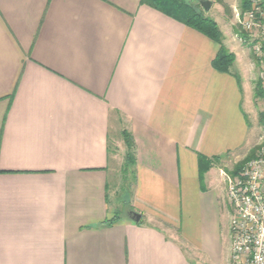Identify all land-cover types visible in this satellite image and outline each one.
Here are the masks:
<instances>
[{"label":"crops","instance_id":"0c3cea01","mask_svg":"<svg viewBox=\"0 0 264 264\" xmlns=\"http://www.w3.org/2000/svg\"><path fill=\"white\" fill-rule=\"evenodd\" d=\"M140 1L0 0V264H230L223 171L198 155L253 145L251 64L217 72L216 43Z\"/></svg>","mask_w":264,"mask_h":264},{"label":"rangeland","instance_id":"374dc122","mask_svg":"<svg viewBox=\"0 0 264 264\" xmlns=\"http://www.w3.org/2000/svg\"><path fill=\"white\" fill-rule=\"evenodd\" d=\"M190 4L193 5L195 8H197V2L195 0H189ZM209 1V0H208ZM218 1V0H217ZM222 4H219L218 2L209 1L210 7L207 11L203 10L201 8V11L203 12L204 17L212 19L214 22H218L220 26H222L221 31H229L230 33L235 34L233 38L237 40L238 44L242 46L244 49L242 53H240V48L234 50V60L232 70L236 74H238L241 78V81H245V75L247 68H249V64H251V75L252 81H251V88H252V99L250 98V90H247L245 87V95H244V102L246 103L249 99L251 100L250 103V110L251 113L247 110V120L249 128V138L253 139V145L250 147H246L241 151V158L239 160H235L231 157L223 159L222 161H217L212 164V167H217L223 171V178L225 180V171L231 172L233 167L244 160L248 154L251 151H254L253 157L248 159L244 164L247 162L257 158L260 156V152L262 147L264 146V128L261 123V117L260 115L264 112V95L261 97H255V88H259L263 93L264 89L261 86V83L259 81V61L253 54V51L251 49L250 37L248 36L251 34L252 36L258 35V30L254 29L252 32H247L243 29V27L240 25V22H244L247 17V13H250L253 11V9L259 5L260 8L263 6V2L260 0H248V7L244 11L241 10V0H221ZM264 1V0H263ZM259 20L261 21V18L259 17ZM258 20V21H259ZM217 24V23H216ZM218 26V25H217ZM219 28V27H218ZM223 36V34H222ZM227 39V38H226ZM239 46V45H238ZM238 76V79H239ZM118 118L117 116L112 117V128H111V150H112V158L110 162V166L112 168V177L109 181V189L110 192L119 193L120 190L123 187V170H127L126 173V187L131 185L132 183V173L131 169L128 165H123V157L124 154L122 151H120V147H122V139L120 136L121 132V126H118ZM243 164V165H244ZM242 165V166H243ZM229 175V174H228ZM231 176V175H230ZM226 183V181H225ZM117 197V196H116ZM226 205V211L224 213V224L225 226L229 224V215L231 214V210L228 207V204ZM230 231V229H229ZM225 253L222 254V263H225Z\"/></svg>","mask_w":264,"mask_h":264},{"label":"built area","instance_id":"2783aa9c","mask_svg":"<svg viewBox=\"0 0 264 264\" xmlns=\"http://www.w3.org/2000/svg\"><path fill=\"white\" fill-rule=\"evenodd\" d=\"M240 25L249 33L259 31L257 36H248L259 61V81L264 89V5L247 13ZM225 181L226 202L231 210L230 264H264V146L259 157L244 164L236 175H225Z\"/></svg>","mask_w":264,"mask_h":264},{"label":"trees","instance_id":"16d2710c","mask_svg":"<svg viewBox=\"0 0 264 264\" xmlns=\"http://www.w3.org/2000/svg\"><path fill=\"white\" fill-rule=\"evenodd\" d=\"M197 2V8L191 5L189 0H141L140 4L148 5L156 10L161 11L162 13L166 14L167 16L179 21L180 23L184 24L185 26L194 29L195 31L201 33L202 35L206 36L214 43L219 46L218 53L214 60L212 61V68L220 73H229L230 68L234 62V55L229 52L222 44L223 36L221 31L219 30L216 22L212 19L206 18L201 11V7L199 5V1ZM214 1V0H209ZM219 4H222L221 0H215ZM248 7V0H241V10L244 11ZM255 97H262L264 93L259 89L255 88ZM261 123L264 128V112L260 115ZM121 136L126 148V154L124 158V164L128 165L132 168L134 164V143L133 139L129 133L126 131L121 132ZM254 151H251L248 156L242 160L241 162L237 163L231 172L225 171V173L234 176L236 175L242 165L250 158L253 157ZM219 158H214L211 160L206 159L205 157L198 155V166L200 176L203 175L206 171L212 167L214 162L219 161Z\"/></svg>","mask_w":264,"mask_h":264},{"label":"water","instance_id":"95a60500","mask_svg":"<svg viewBox=\"0 0 264 264\" xmlns=\"http://www.w3.org/2000/svg\"><path fill=\"white\" fill-rule=\"evenodd\" d=\"M199 5L203 10L207 11L210 7V2L208 0H201V1H199ZM139 219H140V217L137 214H133L130 217V220L133 222H138Z\"/></svg>","mask_w":264,"mask_h":264}]
</instances>
